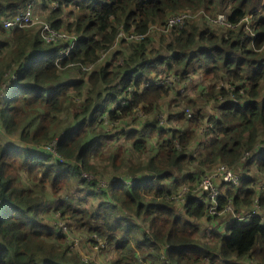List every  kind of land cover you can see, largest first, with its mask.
Returning <instances> with one entry per match:
<instances>
[{
	"label": "trees",
	"instance_id": "1",
	"mask_svg": "<svg viewBox=\"0 0 264 264\" xmlns=\"http://www.w3.org/2000/svg\"><path fill=\"white\" fill-rule=\"evenodd\" d=\"M0 1V17H7L28 0ZM40 2L50 27L76 42L59 58L62 44L43 42L37 26L0 24V88L8 87L0 101V264H86L72 254L66 233L43 221L49 211L82 234V243L106 240L107 264H245L253 254L264 264V188L251 176L225 184L218 207L231 198L236 216L208 238L194 222L216 216L208 215L205 194L192 191L221 163L257 173L261 182L264 0ZM182 11L222 13L227 24L204 16L168 26ZM246 15L248 25L240 23ZM120 29L142 37L120 39ZM170 74L188 79L194 91L170 101L180 83H158ZM136 109L148 117L136 120ZM159 112L172 126L158 122ZM130 114L133 121H125ZM122 119L126 148L104 132H118ZM209 122L210 132L201 133ZM123 153L140 157L129 162ZM185 184L192 193L176 203ZM65 190L73 194L68 200L61 199ZM255 199L258 214L249 215Z\"/></svg>",
	"mask_w": 264,
	"mask_h": 264
},
{
	"label": "built area",
	"instance_id": "2",
	"mask_svg": "<svg viewBox=\"0 0 264 264\" xmlns=\"http://www.w3.org/2000/svg\"><path fill=\"white\" fill-rule=\"evenodd\" d=\"M57 4H55L56 6ZM33 7V1L28 0L26 3V7H24L23 10L17 12L18 14L14 16H7V17H0V24L5 29H14L17 27H25V26H37L39 28V35L42 38L43 42L45 43H52V42H63L62 47L58 50L59 58L69 56L73 46L75 45L76 38L73 35H70L62 30H55L50 27L49 23L47 21H41L37 20V16H34V12L31 11ZM201 12V11H200ZM199 12V13H200ZM207 22H219L221 24H227V20L224 14L217 13L215 17L210 16L208 14L204 15ZM249 15H246L244 18L241 19L240 23H245L248 25L249 23ZM196 18V13L189 12V11H182L175 13L167 18V25L172 26L175 24L181 25L183 22L187 19H194ZM247 28V27H246ZM123 30H119L117 35H122ZM126 38L129 39H140L142 37V34L140 33H130L129 35H125ZM6 75H9L12 78H15V73L8 71L6 72ZM169 79H172L174 81H179L177 76H165L162 80L165 83L169 84ZM162 82H158L161 84ZM7 86L4 84L0 88V101L2 102L3 98L7 95ZM131 87L128 89L130 90ZM186 116H191V111L189 109H185ZM213 124L211 122L208 123L206 127L200 128L201 133H208L212 129ZM249 154V151L243 155V158L246 157ZM243 173L238 172L237 170L233 169L231 166H227L226 164H219L212 170L208 171L202 179L196 184L195 188L192 191L195 192H203L205 196L210 200L211 205L207 208V213L210 216H217L225 211L233 212V206L231 203V198H227L226 204L219 208L217 204V198L221 195V192L224 188V186H219L220 182H223L224 184H230L232 186L239 185V182L243 179ZM262 179L261 182H259V186L261 188H264V173L261 175ZM125 183H130L132 180H121ZM190 187L187 185H184L181 189V191L176 195V198L182 199L183 195H185ZM175 198V197H174ZM254 208L250 212L249 215H257V199H255ZM264 221V216H263Z\"/></svg>",
	"mask_w": 264,
	"mask_h": 264
},
{
	"label": "rangeland",
	"instance_id": "3",
	"mask_svg": "<svg viewBox=\"0 0 264 264\" xmlns=\"http://www.w3.org/2000/svg\"><path fill=\"white\" fill-rule=\"evenodd\" d=\"M32 1H33L34 5H33L32 9H31V11L34 12V16L38 17L37 20L39 19L41 21H44V19H45V17L43 16L44 14L41 16V14L44 13V11L39 8L40 7V0H32ZM0 3L3 4L1 1H0ZM218 10H219V8H218ZM16 14H18V13H16ZM16 14H14V15H16ZM206 14L207 13H202V12L196 13V19L198 18L197 20H200L201 18H204V15H206ZM14 15H12V16H14ZM45 21H46V19H45ZM122 37L126 38L124 32L118 38L121 39ZM63 42H61V43H63ZM103 59H104L103 55L99 56L98 61H104ZM170 75H173V74H170ZM159 82H162V81H159ZM178 82L180 83V87L177 88V90L175 92L173 90V93L170 95V101L177 100V98H178L177 94L178 93L181 94V95H186L189 92L190 85H189L188 79L187 80H183V81H178ZM195 82L197 84L200 83L198 78L195 79ZM170 84H171V86L173 88V80L172 79H169V85ZM192 87L193 86L191 85V88H190L191 89V93L194 91V88H192ZM89 88L90 87H88V89ZM121 103L123 105H126V102H125V100L123 98H122V102ZM165 104H166V101L161 103V105H163V108H165ZM112 106H114V103L112 104ZM134 114H135L134 116H137L136 120H139V121H144L148 117V115L146 113H143L140 109L134 110ZM134 116H132V114H130L127 118H124V120L127 121V120L134 119L133 118ZM150 117L151 116L149 115L148 121H150ZM156 117H157V120H158L159 123L164 124L165 126H169V127L172 126V122L167 118V116L164 113L159 112ZM101 120H102V122H103V124H104V126L106 128H108L109 130L112 129L111 126L114 125V124H112L110 120H108L105 116H103L101 118ZM124 120L122 119L121 121H119V123H118V121H116V123H118L117 126L118 127L122 126L124 124ZM131 121H133V120H131ZM142 125H143V122H141L139 124H135V126L138 127V128H140ZM150 130H151L150 127L147 128L146 131H145V134L150 132ZM106 131H107V129H105L104 132H106ZM153 141H154V139H153ZM112 143L115 144L113 141H112ZM103 145H106V143L103 144ZM128 146L129 145H127V147ZM123 157L126 158L130 162V161H137L140 156L138 154H135V153H131V154L123 153ZM96 164L100 165V166L102 165V163L100 164L98 162H96ZM237 169L241 170L242 172L241 171H238V172L244 173L245 176H251L252 179L254 180V185L257 186L259 184V174L254 173V172H246L245 173V172H243V169H240V168H237ZM84 174L88 178L90 177V173L85 172ZM119 179H124V178L123 177H119ZM112 180H114V178L111 179V180L105 181V182H101V183L107 184V183H109ZM150 181L153 182L155 180H154V178L153 179L151 178ZM121 182L125 183L124 181H121ZM240 183H241V181L239 182V184ZM222 186H225V184L223 183ZM190 193H192V191H188L185 195L182 196L183 197L182 199H178V198L175 197L174 199L177 200L176 203H178V201H179V203L184 201L185 197L187 195L189 196ZM61 194H62L61 195V199L63 198L64 200H68L71 196H73V194H71L70 191L66 192V190L62 191ZM81 196H82V194H81ZM87 200L90 201V199H87ZM55 213H56V211H55ZM58 215H59L58 213L53 215L52 211H49L48 213L43 215V217H44L43 221L48 223V224H50V226H51L50 228H52L54 230H58L61 233H66V236H67V238L69 240V244H70L69 248H70L72 254H74L76 256L79 255L80 258H81V261L85 262L86 264H107V263L110 262L109 259L112 256V251H111V249H108V250L104 251V249L106 247V244H107L106 240H104V239L100 240L98 243H95V244L82 243L83 238L79 237L82 234L77 232V230H75V229H72V230L69 229L68 226H66V224H68L67 220L58 218ZM180 217L182 219H185V214L182 211H181V216ZM200 220H199L200 222L199 221H195L194 222L196 225L199 226V231H200L201 228L205 229L204 227L211 228V227H217L218 225H223L224 223H227V222L232 220V215L230 214L229 211H225V212L221 213L220 215H218V217L216 216V217L212 218L211 220H204V218L200 219ZM55 223H57V224H55ZM199 231H198V234H199ZM209 236L211 237L212 235H210L208 233H205V237L206 238H208ZM151 240H152V238H151ZM205 242L207 244L210 243L211 242V238L206 240ZM252 258H255L254 254H253ZM138 260L140 262H142L143 261L142 256H139ZM253 260H255V259H253Z\"/></svg>",
	"mask_w": 264,
	"mask_h": 264
},
{
	"label": "crops",
	"instance_id": "4",
	"mask_svg": "<svg viewBox=\"0 0 264 264\" xmlns=\"http://www.w3.org/2000/svg\"><path fill=\"white\" fill-rule=\"evenodd\" d=\"M52 4L50 5V7L51 8H56L57 7V5H58V3L56 2V1H52L51 2ZM55 4H57L56 6H55ZM53 5V6H52ZM44 5L40 2V9H42V7H43ZM126 126H124V127H119V131L118 132H116V133H113V132H111V131H109V130H107L106 131V135L108 136V137H110L111 139H113L118 145H120V146H122L123 148H126L127 147V145H129L130 143H131V141H128L127 139H126V135H125V131H126ZM137 130H140V128H136ZM234 167V166H233ZM237 168H239V166H236ZM235 168V167H234ZM237 168H235L237 171H241V170H239V169H237ZM242 172V171H241ZM243 175H245L244 173H243ZM145 177H148V174H145ZM260 177V176H259ZM154 178V176L152 177V179ZM146 179H148V178H146ZM151 180V179H150ZM230 214L232 215V218L234 217V216H236V214H235V212L233 211V212H230ZM218 216V215H217ZM201 221V220H200ZM199 221V222H200ZM225 224V223H224ZM224 224L223 225H218L217 227H211V228H206V227H204L205 229H203V228H201V230H200V233L201 234H205V233H208V234H210V235H214L215 233H220L221 231H222V229H223V227H224ZM212 233H214V234H212ZM244 263L245 264H262V263H259V262H257V261H255V260H253L252 258H250L249 260L247 259V260H244Z\"/></svg>",
	"mask_w": 264,
	"mask_h": 264
},
{
	"label": "bare ground",
	"instance_id": "5",
	"mask_svg": "<svg viewBox=\"0 0 264 264\" xmlns=\"http://www.w3.org/2000/svg\"><path fill=\"white\" fill-rule=\"evenodd\" d=\"M34 5V4H33ZM53 6V5H52ZM118 37H120L119 35H117ZM91 68V65L86 66V70H89Z\"/></svg>",
	"mask_w": 264,
	"mask_h": 264
}]
</instances>
